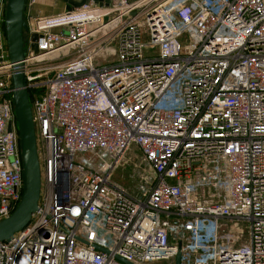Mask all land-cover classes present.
Returning <instances> with one entry per match:
<instances>
[{
    "label": "built area",
    "instance_id": "built-area-1",
    "mask_svg": "<svg viewBox=\"0 0 264 264\" xmlns=\"http://www.w3.org/2000/svg\"><path fill=\"white\" fill-rule=\"evenodd\" d=\"M37 1L20 65L0 0V220L23 194L18 71L42 177L0 264H175L179 251L181 264H264V0H88L49 16ZM133 146L154 172L141 197L113 180ZM223 219L249 222L247 239Z\"/></svg>",
    "mask_w": 264,
    "mask_h": 264
},
{
    "label": "water",
    "instance_id": "water-1",
    "mask_svg": "<svg viewBox=\"0 0 264 264\" xmlns=\"http://www.w3.org/2000/svg\"><path fill=\"white\" fill-rule=\"evenodd\" d=\"M26 0H7L5 10L6 39L10 61L19 63L26 56L25 31L28 29L27 21L24 17ZM67 2L66 10L84 5L88 0H64ZM100 1L102 4V0ZM109 1V0H106ZM38 34H33L34 43L32 49L38 53V45L35 40ZM16 121L19 131L20 145L23 156V194L21 201L13 210L9 217L0 220V241L11 240L15 232L23 229L30 221L33 212L39 209V199L41 195V167L38 153L37 138L33 121L32 104L29 91L26 89V76L23 71H18L13 75ZM9 130H12L10 124ZM105 250L103 247L96 246ZM181 247V246H180ZM182 252L179 251L175 264H181ZM127 264H135L126 259L118 257Z\"/></svg>",
    "mask_w": 264,
    "mask_h": 264
},
{
    "label": "rangeland",
    "instance_id": "rangeland-1",
    "mask_svg": "<svg viewBox=\"0 0 264 264\" xmlns=\"http://www.w3.org/2000/svg\"><path fill=\"white\" fill-rule=\"evenodd\" d=\"M59 7H45L46 10H50L51 12L60 11L56 14H61L65 12L64 3L60 2ZM65 9V10H64ZM25 38H29L28 33H25ZM110 48L106 50V56L110 61H116L117 55L112 54L113 45L109 46ZM103 56V55H102ZM101 56V58H102ZM154 176V172L150 165L143 159V156L139 149L136 146H133L124 156L122 162L117 167L114 172L113 180L114 182L122 187L126 192L135 196L141 197L143 193V186L147 187L148 184L152 181ZM184 218V217H181ZM249 222L246 220H229L223 219L221 220V228L223 233H236L241 234V238L237 241L238 244L245 241L248 237ZM181 231V228H180ZM177 233V232H176ZM173 234L172 238L179 237L180 233ZM154 264H171L170 261H161Z\"/></svg>",
    "mask_w": 264,
    "mask_h": 264
},
{
    "label": "crops",
    "instance_id": "crops-1",
    "mask_svg": "<svg viewBox=\"0 0 264 264\" xmlns=\"http://www.w3.org/2000/svg\"><path fill=\"white\" fill-rule=\"evenodd\" d=\"M63 2L64 3V8L66 9V3L62 0H38L37 4L34 7V11L36 12V14L41 15V16H49V15H56V13L61 12V10L58 12H51L50 10H46L45 7H59V3ZM64 9V10H65Z\"/></svg>",
    "mask_w": 264,
    "mask_h": 264
},
{
    "label": "trees",
    "instance_id": "trees-1",
    "mask_svg": "<svg viewBox=\"0 0 264 264\" xmlns=\"http://www.w3.org/2000/svg\"><path fill=\"white\" fill-rule=\"evenodd\" d=\"M3 31H4V35H5V38H6V28H5V23L3 24ZM6 47L8 49V45H7V42H6ZM30 95H31V92H30ZM17 207V206H16ZM15 209V208H14ZM13 209V210H14Z\"/></svg>",
    "mask_w": 264,
    "mask_h": 264
},
{
    "label": "flooded vegetation",
    "instance_id": "flooded-vegetation-1",
    "mask_svg": "<svg viewBox=\"0 0 264 264\" xmlns=\"http://www.w3.org/2000/svg\"><path fill=\"white\" fill-rule=\"evenodd\" d=\"M62 1H64V0H62ZM66 4H67V2L66 1H64Z\"/></svg>",
    "mask_w": 264,
    "mask_h": 264
}]
</instances>
